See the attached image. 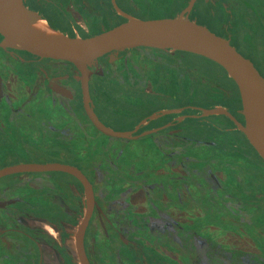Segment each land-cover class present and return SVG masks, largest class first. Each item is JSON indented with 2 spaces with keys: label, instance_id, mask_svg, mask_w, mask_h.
<instances>
[{
  "label": "flooded vegetation",
  "instance_id": "obj_1",
  "mask_svg": "<svg viewBox=\"0 0 264 264\" xmlns=\"http://www.w3.org/2000/svg\"><path fill=\"white\" fill-rule=\"evenodd\" d=\"M178 1L22 0L54 30L81 39L130 18L185 16L192 0H180L176 17L163 16ZM202 8L222 29L197 24L254 63L264 50V0H196L192 22ZM4 40L0 34V171L59 164L82 173L94 195L83 237L89 264H264V162L229 117L205 114L225 110L245 126L238 90L212 104V91L193 89L192 68L172 51L106 56L91 67V111L132 138L112 139L90 120L73 65ZM0 204V264H82L88 205L76 178L3 177Z\"/></svg>",
  "mask_w": 264,
  "mask_h": 264
},
{
  "label": "water",
  "instance_id": "obj_2",
  "mask_svg": "<svg viewBox=\"0 0 264 264\" xmlns=\"http://www.w3.org/2000/svg\"><path fill=\"white\" fill-rule=\"evenodd\" d=\"M196 0H192L187 14L174 19L140 20L130 18L127 23L88 38H70L49 26L38 14L29 11L22 0H0V34L4 47H16L42 59L67 62L82 74V90L86 112L95 128L112 139H129L103 126L91 111L89 83L91 67L101 58L120 52L150 48L156 51L186 52L204 57L221 67L239 91L245 126L225 110L206 111V115L229 117L245 135L247 141L264 162V78L254 64L241 55L224 37L207 27L192 22L189 15ZM43 20L62 40L53 41L35 34L30 23ZM113 58V57H112ZM132 139V138H131ZM18 173H64L76 178L84 187L87 215L78 234V252L82 264H89L83 248V237L94 208L92 187L82 173L73 167L50 165H22L0 171V179ZM6 204H0V208Z\"/></svg>",
  "mask_w": 264,
  "mask_h": 264
},
{
  "label": "trees",
  "instance_id": "obj_3",
  "mask_svg": "<svg viewBox=\"0 0 264 264\" xmlns=\"http://www.w3.org/2000/svg\"><path fill=\"white\" fill-rule=\"evenodd\" d=\"M256 18L261 19L260 17L256 16ZM212 27V26H211ZM262 35V34H261ZM237 44L240 48V44L242 42L237 40ZM242 46V45H241ZM137 52L141 53L143 55H151L153 56L154 49L150 48H140L136 50H129L124 52ZM241 51V49H240ZM249 51L253 52V49H250ZM242 52V51H241ZM257 52H259L257 55H254V64L253 61L250 60L255 68L259 71V73L264 78V60L261 58V54L264 53L263 49H257ZM243 53V52H242ZM244 54V53H243ZM176 56H181L182 61V67L184 68V65L188 68H192V80H193V89L197 88L200 93H206V91L211 90V103L212 104H221L224 105L229 99L234 97V94H237V88L234 85V83L227 77L225 71L219 67L214 62L195 55L191 53L186 52H176ZM247 56V55H246ZM247 58V57H246ZM182 68V69H183ZM124 88H127L125 85ZM110 95H114V91L111 92V90L105 91Z\"/></svg>",
  "mask_w": 264,
  "mask_h": 264
},
{
  "label": "rangeland",
  "instance_id": "obj_4",
  "mask_svg": "<svg viewBox=\"0 0 264 264\" xmlns=\"http://www.w3.org/2000/svg\"><path fill=\"white\" fill-rule=\"evenodd\" d=\"M165 5V4H164ZM167 6H169L168 10L163 12L164 17H176L178 15V9L183 6L182 2L179 0L176 4L175 2H172V4L166 3ZM206 9V8H205ZM202 8V10H199L194 16V21L199 24H204V25H211L215 30L220 31L222 27H220V23L217 20H210V15L207 14V10ZM237 35V34H236ZM234 34V36L236 37ZM108 141V140H107ZM113 143V142H112ZM113 146H118L116 142ZM110 146V145H109ZM111 147V146H110Z\"/></svg>",
  "mask_w": 264,
  "mask_h": 264
},
{
  "label": "bare ground",
  "instance_id": "obj_5",
  "mask_svg": "<svg viewBox=\"0 0 264 264\" xmlns=\"http://www.w3.org/2000/svg\"><path fill=\"white\" fill-rule=\"evenodd\" d=\"M30 28L35 34L40 35L46 39L53 41L62 40L61 34L50 29V27L43 20L39 19L30 23Z\"/></svg>",
  "mask_w": 264,
  "mask_h": 264
}]
</instances>
